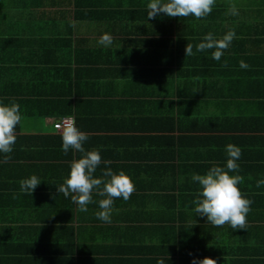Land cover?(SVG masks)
Listing matches in <instances>:
<instances>
[{"label":"crops","instance_id":"obj_1","mask_svg":"<svg viewBox=\"0 0 264 264\" xmlns=\"http://www.w3.org/2000/svg\"><path fill=\"white\" fill-rule=\"evenodd\" d=\"M149 2L0 0V103L22 115L11 159L0 153V264H264V0H215L199 20L148 19ZM230 29L219 61L214 49L196 52L204 35ZM104 33L111 46L98 43ZM62 109L88 134L84 148L111 161L95 176L110 167L135 184L110 223L98 203L81 212L58 193L81 156L62 151ZM229 143L242 150L230 174L253 201L245 229L216 227L192 203V175L225 166ZM33 174L41 183L21 193Z\"/></svg>","mask_w":264,"mask_h":264},{"label":"clouds","instance_id":"obj_2","mask_svg":"<svg viewBox=\"0 0 264 264\" xmlns=\"http://www.w3.org/2000/svg\"><path fill=\"white\" fill-rule=\"evenodd\" d=\"M215 5V0H150L147 4L148 19H154L160 14L168 17H188L194 16L196 19H203L211 14ZM229 14L235 16L239 14L235 3H231ZM236 38L234 29H230L222 37L217 38L209 32L202 37L200 43L195 45L196 52L211 50L212 58L219 61L224 55V51L230 46L232 40ZM113 37L109 33H104L98 43L102 46H111ZM193 44L187 43L185 55L193 56ZM227 66V62L223 65ZM240 67L248 69L250 66L243 60ZM22 121L20 105L16 102L10 104L0 103V153L4 154V161L11 159L13 146L16 143V127ZM62 137V151L65 155L70 150L79 152L81 156L70 162V172L63 183L57 188L58 193H63L67 198L71 195V200L78 206L81 212L88 211V205L99 204V211L96 212L97 219L110 223L113 212L114 200L122 198L124 201L130 199L135 192V184L132 178L120 170L114 172L110 167H105L99 177L95 176L98 167L103 163L110 165V160H102L101 149L93 148L86 150L85 142L89 139L88 134L75 126L72 116H68L62 123L56 125ZM227 161L225 166L213 164L205 174H193L191 179L197 182L199 190L195 193L192 203L195 205L194 211L201 217H207V221L216 227L229 224L234 230L245 229L247 226V214L251 211L253 201L246 198L242 193L239 184L243 182V177L239 174L237 161L242 155L240 147L229 143L226 146ZM41 183L36 175L19 181L21 193L32 196L35 188ZM264 186V179L256 183V187ZM102 197L99 201L93 200V194ZM15 198V194H14ZM158 264H164L159 260ZM192 264H217L216 260L205 257L202 260H193Z\"/></svg>","mask_w":264,"mask_h":264},{"label":"trees","instance_id":"obj_3","mask_svg":"<svg viewBox=\"0 0 264 264\" xmlns=\"http://www.w3.org/2000/svg\"><path fill=\"white\" fill-rule=\"evenodd\" d=\"M59 113L62 115L61 117H65V116H69V114L71 113V110H70V109H64V110L62 109V110L59 111ZM63 115H64V116H63ZM61 117H60V118H61ZM60 118H59V119H60ZM59 119H58V120H59Z\"/></svg>","mask_w":264,"mask_h":264},{"label":"built area","instance_id":"obj_4","mask_svg":"<svg viewBox=\"0 0 264 264\" xmlns=\"http://www.w3.org/2000/svg\"><path fill=\"white\" fill-rule=\"evenodd\" d=\"M67 117H68V116L61 117L59 120H57V121L53 124V127H54V129H55L56 131H58L56 125L62 123Z\"/></svg>","mask_w":264,"mask_h":264}]
</instances>
